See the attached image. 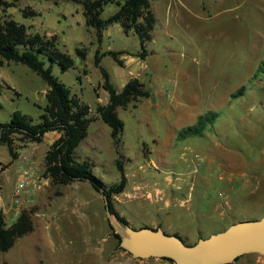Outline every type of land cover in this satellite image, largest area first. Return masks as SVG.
I'll list each match as a JSON object with an SVG mask.
<instances>
[{"label": "rangeland", "instance_id": "1", "mask_svg": "<svg viewBox=\"0 0 264 264\" xmlns=\"http://www.w3.org/2000/svg\"><path fill=\"white\" fill-rule=\"evenodd\" d=\"M148 1L155 22L141 63L146 75L139 74L138 81L149 97L116 109L122 122L116 149L109 128L94 113L97 105L106 104L107 94L93 57L96 51L125 52L118 56L122 67L107 55L99 59L119 91L135 73L124 61L127 54L140 52L136 36L112 24L97 41L94 30L84 26L80 4L70 0H0V20L11 19L28 33L54 36L57 50L70 58L72 69L60 72L52 63L51 75L96 118L74 158L88 161L104 188L119 181L118 160L126 182L112 202L127 226L156 225L192 245L264 213V0ZM115 11L114 4H107L100 18ZM76 48L84 50L83 60ZM45 91L42 80L25 66L1 61L0 123L13 112L36 122ZM181 109L214 112L216 118L200 135L176 139L174 129L188 123L178 121ZM45 150V140L30 143L11 161L0 145L5 226L16 219L8 207L17 176L30 170L38 181L31 193L20 195L18 205L19 212L30 214L32 231L0 253V264H170L132 259L121 250L111 236L102 197L87 183L53 186L43 180ZM174 184L182 197L175 195ZM170 197L186 200L185 206L162 208ZM231 264L244 263L238 259Z\"/></svg>", "mask_w": 264, "mask_h": 264}, {"label": "trees", "instance_id": "2", "mask_svg": "<svg viewBox=\"0 0 264 264\" xmlns=\"http://www.w3.org/2000/svg\"><path fill=\"white\" fill-rule=\"evenodd\" d=\"M70 1L80 4L84 26L94 30L97 41H100L101 32L106 27L117 24L123 34L132 33L136 36L140 52L135 56L139 59L146 56L144 46L150 41V33L155 22L148 0ZM107 4H114L116 11L102 19L100 18L102 7ZM31 15L34 16V14ZM75 54L79 59H84L83 49L76 48ZM121 54L123 52L107 51L99 54L96 51L93 57V65L100 72V88L107 94L106 104L97 105L94 113L97 119L109 128V136L114 149L117 147L118 136L122 131V122L116 115V109H125L149 96L148 90L136 78L129 79L119 91H116L110 84L108 74L99 66V59L107 55L116 65L122 66L121 60L118 59ZM1 61L25 66L46 86L45 105L36 122L33 123L29 117L13 112L7 122L0 123V145L5 146L10 160L17 158V150L25 144L40 143L42 136L47 132L58 133L59 137L44 152L42 176L47 178L53 186H65L72 182L87 183L93 192L106 200L108 209L114 218L120 224L127 225L113 208L112 202V197L123 191L126 182L118 160H115L114 165L120 172V179L116 184L104 188L100 180L92 174L91 164L88 161H77L74 158L75 149L86 137L88 125L96 118L90 116L89 108L75 95L70 94L69 89L51 75L50 64L52 63L57 65L60 72L73 68L70 58L57 50L56 38L28 33L22 25L11 19L0 20ZM43 61H47L48 65L44 66ZM240 92L241 90L237 91L238 94ZM215 118L216 114L212 112L198 116L193 125L177 131L176 139L200 135L206 125ZM108 227L111 231V227ZM31 231L32 222L30 214L26 211H21L9 226H5L0 219V253L6 252L16 239ZM111 236L118 243V235L112 233ZM161 260L172 264L169 259L161 258Z\"/></svg>", "mask_w": 264, "mask_h": 264}, {"label": "water", "instance_id": "3", "mask_svg": "<svg viewBox=\"0 0 264 264\" xmlns=\"http://www.w3.org/2000/svg\"><path fill=\"white\" fill-rule=\"evenodd\" d=\"M103 207L113 234L119 237L118 247L132 259L165 258L172 264H229L249 253L264 256V214L257 220L232 223L221 232L185 245L159 228L132 229L120 224L104 198Z\"/></svg>", "mask_w": 264, "mask_h": 264}, {"label": "crops", "instance_id": "4", "mask_svg": "<svg viewBox=\"0 0 264 264\" xmlns=\"http://www.w3.org/2000/svg\"><path fill=\"white\" fill-rule=\"evenodd\" d=\"M117 25V24H116ZM103 32L104 30L101 32V37L103 35ZM117 52H122V51H117ZM125 53V52H123ZM137 54V53H136ZM128 55V59L124 61V66H129V67H133V69L135 70V73L134 75L131 77V78H136L138 79V76L139 74H142V75H146V68H145V65L141 64L143 62V59H139L138 57H136L135 55H130V54H127ZM121 59V58H120ZM124 59V58H123ZM138 60V61H137ZM122 62V61H121ZM123 65V63H122ZM118 66V65H117ZM119 67H122V66H119ZM135 76V77H134ZM129 78V79H131ZM128 79V80H129ZM140 80V79H139ZM121 89V88H120ZM192 96V95H191ZM149 97V96H148ZM187 97H189V95H187ZM178 111V110H177ZM214 113V112H212ZM215 114V113H214ZM177 117H178V121L179 122H188V123H185L184 125L187 127V126H191L195 123L196 121V118L198 116H200L199 113H193L192 110H189V109H181L178 111L177 113ZM95 121V120H94ZM183 125V126H184ZM183 126L181 127H178L176 129H174L175 131L174 132H177L179 129L181 128H184ZM59 137V134L56 133V132H47L45 133L43 136H42V140H45L46 141V149L47 147L53 142L55 141L57 138ZM30 143H27L24 145V147H27ZM23 148V147H22ZM46 151V150H45ZM18 157V155H17ZM43 180H47V178H44ZM169 181V180H168ZM174 188H175V195L177 197H182L183 195L182 194H179V192L181 191L179 189L178 186H176L174 184ZM157 194L159 193V190H156L155 191ZM185 201L186 200H181L180 198H176V197H173V198H166L164 201H163V206L162 208L164 209H168L172 206H174L175 204H178L179 206H185ZM3 205V198H1V195H0V206ZM264 214V213H263ZM218 216L221 217V214L220 212L218 213ZM155 228H159L158 226H154L153 228L151 229H155ZM162 231V230H161ZM163 232V231H162ZM164 233V232H163ZM169 235V234H168ZM171 235H175V234H171ZM150 259V258H149ZM154 259V258H153ZM238 259H241L242 263H246V264H264V256H261V255H258V254H254V253H249V254H245V255H242L240 257H238L235 261H237ZM141 261H147V259H144V260H141ZM234 262V261H233ZM145 263V262H143ZM232 263V262H231ZM229 263V264H231Z\"/></svg>", "mask_w": 264, "mask_h": 264}, {"label": "built area", "instance_id": "5", "mask_svg": "<svg viewBox=\"0 0 264 264\" xmlns=\"http://www.w3.org/2000/svg\"><path fill=\"white\" fill-rule=\"evenodd\" d=\"M38 181L32 174L30 170H23L16 178L13 191L9 198V207L8 209L11 211V215L13 217H17L19 212V199L20 195H28L31 191L37 187ZM1 215L4 213V210H0ZM0 219L3 221L2 217ZM4 223V221H3Z\"/></svg>", "mask_w": 264, "mask_h": 264}, {"label": "flooded vegetation", "instance_id": "6", "mask_svg": "<svg viewBox=\"0 0 264 264\" xmlns=\"http://www.w3.org/2000/svg\"><path fill=\"white\" fill-rule=\"evenodd\" d=\"M176 236V235H175ZM177 237V236H176ZM180 239V238H179Z\"/></svg>", "mask_w": 264, "mask_h": 264}]
</instances>
